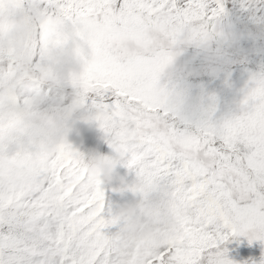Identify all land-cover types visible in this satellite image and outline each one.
I'll list each match as a JSON object with an SVG mask.
<instances>
[{
	"label": "clouds",
	"instance_id": "1",
	"mask_svg": "<svg viewBox=\"0 0 264 264\" xmlns=\"http://www.w3.org/2000/svg\"><path fill=\"white\" fill-rule=\"evenodd\" d=\"M95 7L88 29L94 46L78 52L56 49L52 37L63 25L55 21L42 23L39 41L34 30L0 37V61L14 65L11 76L0 74L3 106L15 109L9 94L17 88L22 95L47 88L24 106L27 141L17 138L12 157L0 147V227L22 230L34 248L30 264H152L148 257L169 247L177 250L174 264H194L215 242L208 237L225 228L264 247V90L249 106L254 118L242 111L229 125L191 95L177 71L186 57L217 63L241 41L264 53V0H110ZM57 97L70 101V116H101L94 123L104 124L113 160L97 169L88 156L58 151L54 130L35 136L50 117L56 129L64 126L63 110L53 108ZM248 136L258 141L251 166L247 159L221 165L219 150L209 148ZM53 172L63 176L33 200L36 177ZM113 184L127 199L106 208L95 193ZM220 253L230 255L217 249L213 259Z\"/></svg>",
	"mask_w": 264,
	"mask_h": 264
},
{
	"label": "snow or ice",
	"instance_id": "2",
	"mask_svg": "<svg viewBox=\"0 0 264 264\" xmlns=\"http://www.w3.org/2000/svg\"><path fill=\"white\" fill-rule=\"evenodd\" d=\"M101 3H110V0H0V37L17 39L22 34L34 30L39 41L42 23L46 25L55 21L63 25V30L52 37L56 49L78 52L81 48L94 46V42L88 38V29L92 22L91 17L97 10L95 6ZM43 39L45 43L48 42L46 27ZM36 51L33 64L39 59V44ZM261 56H264V53L253 52L241 41L234 55L225 56L217 63L201 66L196 58L186 57L177 71L181 73V79L191 95L198 98L206 109L214 111L217 119L225 118L230 125L233 117L241 118L242 111L248 119L254 118L249 106L255 96L264 90V64L261 63ZM13 68L11 60L0 61V74L11 76ZM45 91L47 88L41 86L34 87L23 95L21 89L13 90L9 94V100L14 102V110L11 105L5 108L0 102V147L7 145L9 157H12L16 150L17 138L23 136L27 141L29 135L28 130L21 127V114L28 98L43 97ZM51 95L49 93V97ZM69 102L68 99L61 101L59 97L52 102L56 111L63 110L64 126L56 129L55 121L50 117L47 121L48 127L38 130L35 136L42 139L50 130H54L58 137V151H67L81 159L88 156L99 169L103 163L114 159L112 148L103 142L104 124L100 123L97 127L94 123L99 121L101 116L84 113L70 116L72 109L66 107ZM108 102L111 103L110 100ZM47 106V103L40 105L41 108ZM257 146V139L248 136L236 143L217 140L215 144H210L209 148L214 154L219 150L221 155H217V159L221 165L231 167L237 159H247L250 166L254 165ZM118 170L123 174V169ZM62 176V172L59 176L55 172L48 176H37L35 183L39 186V192H36L32 199L35 200L37 196L45 193L50 185L59 181ZM95 195L103 201L106 208L115 207L127 199V193L118 184H113L111 188L98 187ZM208 238L215 239V242L197 252L194 264H260L264 247L246 238L235 228H225L218 237ZM225 248L230 254L228 259H223L222 253L213 259L212 254L216 253L217 249ZM33 251V246L22 235V230L10 229L7 224L0 227V253L5 254L4 264H30ZM257 251L259 255H256ZM176 254L177 250L171 247L161 248L148 259L152 264H174Z\"/></svg>",
	"mask_w": 264,
	"mask_h": 264
},
{
	"label": "rangeland",
	"instance_id": "3",
	"mask_svg": "<svg viewBox=\"0 0 264 264\" xmlns=\"http://www.w3.org/2000/svg\"><path fill=\"white\" fill-rule=\"evenodd\" d=\"M241 254L243 255V253H241ZM256 255H259V252L258 251L256 252ZM237 259H239V257H237Z\"/></svg>",
	"mask_w": 264,
	"mask_h": 264
}]
</instances>
